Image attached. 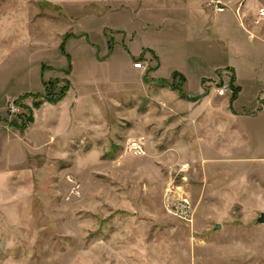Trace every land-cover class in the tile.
I'll return each instance as SVG.
<instances>
[{
    "label": "rangeland",
    "instance_id": "1",
    "mask_svg": "<svg viewBox=\"0 0 264 264\" xmlns=\"http://www.w3.org/2000/svg\"><path fill=\"white\" fill-rule=\"evenodd\" d=\"M212 1L0 0V264H264V0Z\"/></svg>",
    "mask_w": 264,
    "mask_h": 264
},
{
    "label": "built area",
    "instance_id": "2",
    "mask_svg": "<svg viewBox=\"0 0 264 264\" xmlns=\"http://www.w3.org/2000/svg\"><path fill=\"white\" fill-rule=\"evenodd\" d=\"M212 3L214 4L215 11H222V9L219 7V5L222 4L221 1L213 0ZM254 17H255L253 19L254 25H259V24L263 23L264 22V7H259L257 9V12H256ZM133 66H134V68H140L141 63H139V62L134 63ZM215 86H217L215 92L218 96H226L229 94H230V96L233 95V87H232L230 81H224L222 83L215 84ZM9 110L13 114H17L20 112L19 106L16 105L14 102L11 103ZM127 150L130 152H133L134 154H137V155H140L143 153L141 145L139 144V142H137L135 140H131L127 144ZM185 167L186 166H183V168H185ZM170 191L171 190L169 189L168 192H170ZM172 201L170 203V200H168V209L174 215L178 216L182 220L189 222L191 220V210H190V206L187 204V202H184L181 200H174L173 202Z\"/></svg>",
    "mask_w": 264,
    "mask_h": 264
},
{
    "label": "trees",
    "instance_id": "3",
    "mask_svg": "<svg viewBox=\"0 0 264 264\" xmlns=\"http://www.w3.org/2000/svg\"><path fill=\"white\" fill-rule=\"evenodd\" d=\"M63 43L61 44V48H62ZM176 77L179 79H176ZM184 81H185L184 76H182L176 72H174L172 74V81H167L166 79L165 80L164 79L158 80L159 83L169 85L170 87L178 90V92L181 93V96H183V97L185 96L183 93V89H182ZM230 83L233 87V95L231 96V98H234L236 93H237V89L233 86V79L230 80ZM51 84H52L51 82L43 83L44 91H45L44 96H42V95H34V96L38 97V98L43 97L44 100L49 102V103H56V102L60 101L65 96V93L69 87V81L67 79L65 80V85L63 88H61V90L59 91L58 94L55 93V85L54 84L51 85ZM29 95L30 94H27L26 96H29ZM26 96H23V97H26ZM19 100L20 99L14 100V103L18 106H20ZM39 106H40L39 101L38 102L36 101L33 103L34 108H38ZM24 108H25V110L28 111V115H27L26 120L29 122H32L33 121L32 110L30 108H26V107H24ZM24 117H25L24 115H19L18 119L20 120V124H18V122L14 121V122H11V125L18 127V128H24L25 127V118ZM22 119H24V121H22Z\"/></svg>",
    "mask_w": 264,
    "mask_h": 264
},
{
    "label": "crops",
    "instance_id": "4",
    "mask_svg": "<svg viewBox=\"0 0 264 264\" xmlns=\"http://www.w3.org/2000/svg\"><path fill=\"white\" fill-rule=\"evenodd\" d=\"M228 2L230 0H227ZM244 16H247L246 12H244ZM248 19H250V16L248 17ZM251 19L250 21L247 23L250 25V30L246 29L248 32H250V36L253 37V38H257L256 40L259 41L261 43V45L263 46L264 45V26L262 28H255V26H253V24L251 23ZM252 25H251V24ZM227 67H230L234 70L235 72V80L233 82V85L234 83L236 84V86H234L236 89H237V94H238V97L240 95V92H241V86L240 84L238 83V80H237V72H236V69L234 66L230 65V64H227L226 65ZM185 77V76H184ZM263 99H264V96H263ZM241 112H233V114H236V115H240ZM0 117H3L2 115H0ZM35 122V118H34V114H33V124ZM32 124V126H33ZM48 128V127H47ZM29 133L26 132L25 135H20V133H14L13 131V128L12 127H7L6 126H0V137L2 135H4L5 137H9L10 135H13V136H17V137H20L21 138V141H24L25 139V136L28 135ZM7 189V188H6ZM11 201V199H10ZM9 203V200L8 199H4V198H1L0 199V204L3 206H6L7 204Z\"/></svg>",
    "mask_w": 264,
    "mask_h": 264
},
{
    "label": "water",
    "instance_id": "5",
    "mask_svg": "<svg viewBox=\"0 0 264 264\" xmlns=\"http://www.w3.org/2000/svg\"><path fill=\"white\" fill-rule=\"evenodd\" d=\"M257 221L259 223H264V214L261 212L260 216L258 217ZM216 228H220L219 224H216Z\"/></svg>",
    "mask_w": 264,
    "mask_h": 264
}]
</instances>
